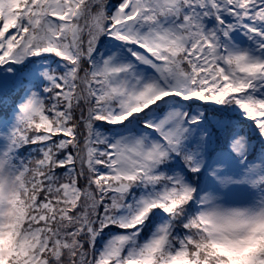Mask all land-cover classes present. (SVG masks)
I'll use <instances>...</instances> for the list:
<instances>
[{
    "label": "snow or ice",
    "instance_id": "snow-or-ice-1",
    "mask_svg": "<svg viewBox=\"0 0 264 264\" xmlns=\"http://www.w3.org/2000/svg\"><path fill=\"white\" fill-rule=\"evenodd\" d=\"M0 264H264V0H0Z\"/></svg>",
    "mask_w": 264,
    "mask_h": 264
}]
</instances>
